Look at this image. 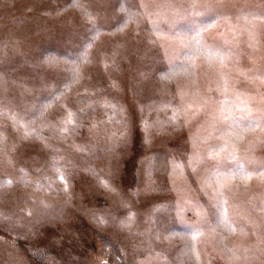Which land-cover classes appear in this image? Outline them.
<instances>
[{
  "label": "rangeland",
  "instance_id": "obj_1",
  "mask_svg": "<svg viewBox=\"0 0 264 264\" xmlns=\"http://www.w3.org/2000/svg\"><path fill=\"white\" fill-rule=\"evenodd\" d=\"M145 2L0 0V264H264V169L223 159L264 131L220 115L264 110V0H222L223 63L180 43L187 0Z\"/></svg>",
  "mask_w": 264,
  "mask_h": 264
},
{
  "label": "snow or ice",
  "instance_id": "obj_2",
  "mask_svg": "<svg viewBox=\"0 0 264 264\" xmlns=\"http://www.w3.org/2000/svg\"><path fill=\"white\" fill-rule=\"evenodd\" d=\"M140 7H146L145 0H139ZM178 11L184 15H190L193 17H208L209 19L205 22H202L198 25L197 28L193 29V35L189 37H185L180 43H189L195 46L196 51H201L206 54H212L215 56H220L221 63H223L224 57L221 55L219 50V46L217 44V40L215 37L211 36L209 29L214 27L213 21L227 19L224 15V6L222 0H187L186 3H181L178 6ZM137 15L136 13H132L131 11L127 12V16L131 18L132 16ZM168 21H165L167 23ZM155 23V22H152ZM117 31H122V27H118ZM151 43H155L156 41H150ZM239 113V114H238ZM238 113L236 111H225L223 108L220 111V115L224 122L227 123L228 127L234 130V134L242 138V133L240 131H235L240 128V125L247 124L249 126L256 125L257 127H261V130L264 131V110L260 111L256 114L257 118H253L252 110L247 108L243 102H240L238 105ZM71 113H69V123L71 122ZM220 151H223L221 149ZM209 155L212 156L214 160H216V164L212 168V173L216 176H220L219 169L223 166V160L221 159L220 152H213L210 150ZM223 159H227L232 161L240 171H246L244 168V164L248 165H257L258 169H264V163L256 162L247 157L237 158L235 155L229 153ZM229 175H235V173H229ZM264 175V172H262ZM223 178V177H221ZM245 183L251 179L250 175H244L240 177ZM61 180L66 181V177L64 175L60 176ZM13 182L11 180L0 182V187L10 186ZM105 188L108 187L107 182L101 181ZM220 187H224V185H220ZM68 185L65 183L64 191H67ZM115 191V189H111ZM216 193L212 198V203L210 204L209 213L217 216V220L219 223L228 224V216H227V204L228 202L223 199L222 194L219 192V189H214ZM201 214L205 216L203 213V206H200ZM103 223V221H101ZM121 227H128L129 225L123 221H121ZM192 235L190 236L191 244L187 245L191 250L194 251V244L197 240L198 236H201L203 233L201 231L199 224L191 225L190 229Z\"/></svg>",
  "mask_w": 264,
  "mask_h": 264
}]
</instances>
